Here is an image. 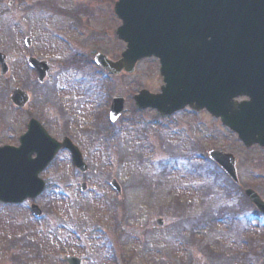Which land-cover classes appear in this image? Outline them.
I'll list each match as a JSON object with an SVG mask.
<instances>
[{
	"label": "rangeland",
	"instance_id": "obj_1",
	"mask_svg": "<svg viewBox=\"0 0 264 264\" xmlns=\"http://www.w3.org/2000/svg\"><path fill=\"white\" fill-rule=\"evenodd\" d=\"M118 1L0 0V53L12 69L0 76V123L5 127L14 116L8 90L31 89L21 79L24 69L29 74L23 53L48 61L52 128L59 138L72 136L89 166L82 175L71 156L61 153L41 175L47 188L39 198L19 206L0 204V264H66V255L83 264H264V217L243 194L251 188L264 199V150L246 149L207 112L163 119L153 110H137L134 96L142 90L159 94L164 85L155 58L120 77L95 64L65 68L76 53L85 61L98 53L120 60L126 45L115 33L121 26L114 13ZM49 2L73 16L79 12L75 18L87 26L44 8ZM27 37L34 42L30 50ZM53 88L63 103L71 102L67 118ZM32 92L34 100L40 97L39 89ZM116 96L125 98L126 110L111 124ZM11 134L4 133L0 147L19 145V134ZM213 150L238 160V185L208 161ZM114 179L121 196L110 186ZM32 204L45 213L42 219L33 218ZM242 211L231 225L233 213ZM198 222L205 224L192 230Z\"/></svg>",
	"mask_w": 264,
	"mask_h": 264
},
{
	"label": "water",
	"instance_id": "obj_2",
	"mask_svg": "<svg viewBox=\"0 0 264 264\" xmlns=\"http://www.w3.org/2000/svg\"><path fill=\"white\" fill-rule=\"evenodd\" d=\"M122 26L118 38L127 44L119 62L97 55L95 63L118 77L125 71L134 74L137 64L155 57L161 63L164 86L160 94L143 90L134 97L140 111L155 110L161 116H173L190 108L207 111L238 135L248 149H264V0H120L115 7ZM27 46L31 41H26ZM40 80L46 78V62L30 60ZM1 74L9 68L0 54ZM246 101L239 102V99ZM12 100L18 107L26 104V95L17 90ZM125 99L112 101L113 123L123 115ZM61 149L72 153L76 169L85 174L88 166L71 141L59 143L36 123L20 139V147L0 148V202L21 204L38 198L45 190L40 175ZM36 155V158H33ZM210 159L239 183L237 160L218 151ZM112 187L122 190L116 181ZM87 190V185L82 186ZM247 198L264 215V201L252 189ZM34 217L42 216L37 206ZM163 226V221H158ZM68 264L82 260L65 257Z\"/></svg>",
	"mask_w": 264,
	"mask_h": 264
},
{
	"label": "flooded vegetation",
	"instance_id": "obj_3",
	"mask_svg": "<svg viewBox=\"0 0 264 264\" xmlns=\"http://www.w3.org/2000/svg\"><path fill=\"white\" fill-rule=\"evenodd\" d=\"M48 7H53L50 8L52 12H54L55 14H58L59 12H61L62 10H58L57 8H54L53 5H47L44 6V8ZM56 11H55V10ZM58 12V13H57ZM87 26V24H85V27ZM27 38H25L26 40ZM31 39V45L27 46V44L24 41L25 47L27 50H30L33 47V39ZM122 54V53H121ZM23 60L27 71L29 70V74H26V71L24 69V75L21 78L23 80V82L25 83V86L28 88V86H31L29 89V91L23 87V88H14V89H9L8 91V99H9V103L11 104V114H14V116H11V119H9L11 122V124H6L4 123L3 125L6 127L7 125H10L7 129L5 127L2 126V124L0 123V138L3 137L4 133L8 132L9 134L12 133L13 134H19V141L20 138L25 135L30 128V125L32 123H36L38 125H40V127L42 129H44L52 138L56 139L59 142H63L66 139H70L74 144L75 141L73 140L72 136L70 135H66L64 134L63 137L59 138V134H56L52 128L54 122H52V120H50V118H52V116L50 115V117L48 116V104H49V92L48 87H46V82L48 80L49 74H50V66H49V62L45 61V60H40L37 57L33 56L31 53H29L28 55L24 56V53L22 55ZM94 54H92V56L90 58L87 59V61L85 60H81L80 56L78 55V53L74 54L73 58H71V60H69L67 63H65V68L66 65H70L69 67H75V68H81L82 66H92L95 64L94 62V58L95 56ZM109 57V56H108ZM110 58V57H109ZM36 60L40 63H44L46 62L48 67H49V71L46 74V78L43 79V81L40 80V76L37 72V70L31 65L30 60ZM110 59L114 60L113 57H111ZM8 64V62H7ZM68 67V68H69ZM96 68V66H94ZM8 74L6 75L9 76L10 73L12 72V69H10V66L8 64ZM35 88L36 90H40V97H37L36 100H34V96L35 93L32 92V89ZM26 89V90H25ZM56 89H58V87H56ZM19 90L21 92H23L26 95V104L23 107H18L14 101L12 100V97L14 96L15 92ZM53 91V95L57 94L58 95V90H55V88L52 89ZM10 94V95H9ZM1 96V95H0ZM70 96V95H69ZM60 97V98H59ZM56 101H60V106H58V110L60 111V113L62 112L63 115L65 116V118H67V114L71 113V109L69 107V105L71 104V102L67 101L68 103H63V97L60 95L57 96V98H55ZM67 106V108L65 109V107ZM54 113H52L53 115ZM6 118V117H5ZM68 120V119H67ZM67 120H65V124H69L70 122L67 123ZM11 134V135H13ZM16 146V145H14ZM61 153H67L70 155V153L66 150L61 151Z\"/></svg>",
	"mask_w": 264,
	"mask_h": 264
},
{
	"label": "trees",
	"instance_id": "obj_4",
	"mask_svg": "<svg viewBox=\"0 0 264 264\" xmlns=\"http://www.w3.org/2000/svg\"><path fill=\"white\" fill-rule=\"evenodd\" d=\"M243 212V211H242ZM242 212H235V213H233V218H232V223H231V225L237 220V218H238V216L242 213ZM225 214V213H224ZM228 215H230V217H231V214H228ZM223 217V220L225 221V222H227L228 220H230L229 219V217H227V216H222ZM207 224V226L208 225H211V226H213V222H206ZM204 224L205 223H200V222H198L197 224H195V225H192V227L193 228H191L192 230H194V228L195 227H198V226H204ZM196 230V229H195ZM193 236H194V232H193ZM254 241V240H253ZM252 244V243H251ZM254 245V244H253ZM254 249V248H253ZM255 250V249H254ZM241 253V252H240ZM17 255H20V254H17ZM237 259H239V258H235V260H237Z\"/></svg>",
	"mask_w": 264,
	"mask_h": 264
}]
</instances>
